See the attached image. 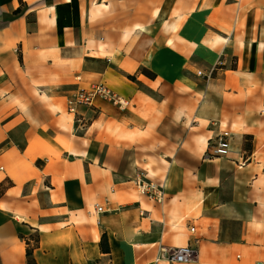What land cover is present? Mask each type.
Listing matches in <instances>:
<instances>
[{
  "label": "crops",
  "instance_id": "obj_1",
  "mask_svg": "<svg viewBox=\"0 0 264 264\" xmlns=\"http://www.w3.org/2000/svg\"><path fill=\"white\" fill-rule=\"evenodd\" d=\"M96 83L129 107L69 111ZM222 129L231 153L205 158ZM138 169L165 182L163 203ZM9 182L0 264H28L35 233L39 264H169L161 247L189 243L199 261L181 264H264V0H0Z\"/></svg>",
  "mask_w": 264,
  "mask_h": 264
},
{
  "label": "built area",
  "instance_id": "obj_2",
  "mask_svg": "<svg viewBox=\"0 0 264 264\" xmlns=\"http://www.w3.org/2000/svg\"><path fill=\"white\" fill-rule=\"evenodd\" d=\"M100 101L110 102L122 109H126L130 105L129 99L123 97L115 88L105 84L96 83L90 87L79 89L68 99V109L77 113L78 109L84 107H94ZM216 124V123H212ZM233 132L229 129H222L208 142V148L204 155L205 158L226 157L232 151ZM138 190L146 195L149 199L157 203H163L166 198L165 182L158 181L151 177L147 171L138 169L133 179ZM96 213H102L103 207L96 205ZM192 231L196 227H191ZM157 261H165L169 264H181L186 262H198L199 253L196 247L191 243L180 247H161Z\"/></svg>",
  "mask_w": 264,
  "mask_h": 264
},
{
  "label": "trees",
  "instance_id": "obj_3",
  "mask_svg": "<svg viewBox=\"0 0 264 264\" xmlns=\"http://www.w3.org/2000/svg\"><path fill=\"white\" fill-rule=\"evenodd\" d=\"M145 72H147L148 74L150 75H154L150 70L148 69H144ZM250 138L251 136H246V139L247 141L245 142V145H244V149L246 150H252V143H249L251 142L250 141ZM11 185V182H9L8 184H5V183H1L0 184V197L5 193L6 189ZM37 234V233H35ZM24 238L26 239L27 241V256H28V264H39L37 259L35 258V255H34V250L39 247V244H40V235L37 234V237L35 239L36 243L33 247H31V235H29L28 237H25ZM101 249L103 252H106V253H110L111 252V246L109 244V240H108V237L106 234H104L102 240H101Z\"/></svg>",
  "mask_w": 264,
  "mask_h": 264
},
{
  "label": "rangeland",
  "instance_id": "obj_4",
  "mask_svg": "<svg viewBox=\"0 0 264 264\" xmlns=\"http://www.w3.org/2000/svg\"><path fill=\"white\" fill-rule=\"evenodd\" d=\"M37 237V234H31V247H33L36 243L35 239Z\"/></svg>",
  "mask_w": 264,
  "mask_h": 264
}]
</instances>
